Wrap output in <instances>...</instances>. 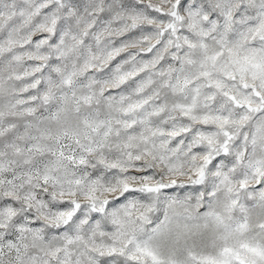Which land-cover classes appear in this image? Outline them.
Segmentation results:
<instances>
[{
    "label": "snow or ice",
    "instance_id": "obj_1",
    "mask_svg": "<svg viewBox=\"0 0 264 264\" xmlns=\"http://www.w3.org/2000/svg\"><path fill=\"white\" fill-rule=\"evenodd\" d=\"M0 264H264V0H0Z\"/></svg>",
    "mask_w": 264,
    "mask_h": 264
}]
</instances>
